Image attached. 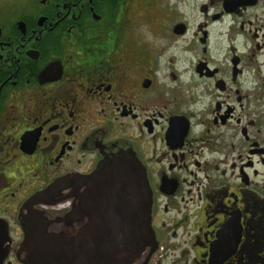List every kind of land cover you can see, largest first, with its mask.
Listing matches in <instances>:
<instances>
[{
  "label": "flooded vegetation",
  "instance_id": "flooded-vegetation-1",
  "mask_svg": "<svg viewBox=\"0 0 264 264\" xmlns=\"http://www.w3.org/2000/svg\"><path fill=\"white\" fill-rule=\"evenodd\" d=\"M192 1L0 0V264L119 159L150 195L137 264H264V0Z\"/></svg>",
  "mask_w": 264,
  "mask_h": 264
},
{
  "label": "water",
  "instance_id": "water-1",
  "mask_svg": "<svg viewBox=\"0 0 264 264\" xmlns=\"http://www.w3.org/2000/svg\"><path fill=\"white\" fill-rule=\"evenodd\" d=\"M64 187L71 190L70 212L49 225L70 232L42 240L43 232L32 227H47L46 220L39 215L28 218L23 225V264H137L153 249L149 190L144 174L131 162L119 159L49 190Z\"/></svg>",
  "mask_w": 264,
  "mask_h": 264
},
{
  "label": "rangeland",
  "instance_id": "rangeland-1",
  "mask_svg": "<svg viewBox=\"0 0 264 264\" xmlns=\"http://www.w3.org/2000/svg\"><path fill=\"white\" fill-rule=\"evenodd\" d=\"M165 1H168V0H159V3L161 5L164 4ZM173 3L175 2V4L177 5H181L182 6V10L184 13L186 14H190L191 13V10L193 9V4L195 3L194 1L192 0H182L181 2H179L178 0H171Z\"/></svg>",
  "mask_w": 264,
  "mask_h": 264
}]
</instances>
